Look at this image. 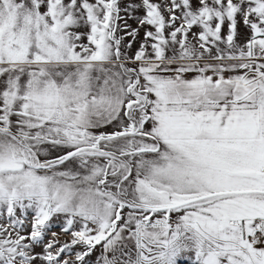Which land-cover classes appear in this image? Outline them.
I'll return each mask as SVG.
<instances>
[{"label":"snow or ice","instance_id":"6c2138e0","mask_svg":"<svg viewBox=\"0 0 264 264\" xmlns=\"http://www.w3.org/2000/svg\"><path fill=\"white\" fill-rule=\"evenodd\" d=\"M0 264H264V0H0Z\"/></svg>","mask_w":264,"mask_h":264},{"label":"rangeland","instance_id":"374dc122","mask_svg":"<svg viewBox=\"0 0 264 264\" xmlns=\"http://www.w3.org/2000/svg\"><path fill=\"white\" fill-rule=\"evenodd\" d=\"M133 26H135V25H133ZM241 33H242V36H241V40L243 41L245 38H246V36L248 35V33H247V31H246V29H244L243 27H241ZM54 224L56 225L55 227H53V229H52V231H55V232H60V227H59V225L54 221ZM60 240L63 242V241H67V240H69L70 238L68 237V236H65V235H60ZM38 251H39V249H37ZM96 258V256L94 255L93 256V259H95Z\"/></svg>","mask_w":264,"mask_h":264}]
</instances>
